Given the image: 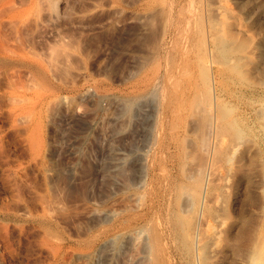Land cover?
Returning <instances> with one entry per match:
<instances>
[{
	"label": "rangeland",
	"instance_id": "1",
	"mask_svg": "<svg viewBox=\"0 0 264 264\" xmlns=\"http://www.w3.org/2000/svg\"><path fill=\"white\" fill-rule=\"evenodd\" d=\"M4 52L0 264H264V0H0Z\"/></svg>",
	"mask_w": 264,
	"mask_h": 264
},
{
	"label": "bare ground",
	"instance_id": "2",
	"mask_svg": "<svg viewBox=\"0 0 264 264\" xmlns=\"http://www.w3.org/2000/svg\"><path fill=\"white\" fill-rule=\"evenodd\" d=\"M15 13H16V12H15ZM15 15H16V14H14V16H15ZM19 15H20V13H19ZM11 54H12V53H9V52H8V53H5V52H4L3 54L0 55V67H1V66H9V65H11V64L13 63L12 59L8 56V55H10V56L13 57V55H11ZM136 97H138V96H136ZM131 99H132V98H131ZM136 99H137V98H135L133 101H135ZM127 100H129V99H127ZM129 101H131V100H129ZM130 103H132V102H130ZM134 103H135V102H134ZM132 105H133V104H132ZM128 106H129V105H128ZM130 106H131V105H130ZM129 109H130V108H129ZM203 181H204V183H205V179H204ZM204 183H203V184H204ZM182 186H183V185H182ZM182 188H183V187H182ZM184 188L186 189V187H184ZM178 189H179V188H178ZM185 189L182 190V189L180 188V190H182V193L186 191ZM205 190H206V189H205ZM200 191H201V190H200ZM202 191H203V190H202ZM178 192H179V190H178ZM180 192H181V191H180ZM196 194H198V196L200 197V199H199V203H198V206L201 207L200 210L197 208V211L199 210V214H198V216H197V214H196V217H198V219H200V218H201L200 216H202V219H203V217H204L203 215H204V214H203V208H202V207L204 206V204H205L204 202L206 201L207 198H206V195H203V194H202V192H200V193H199V192H198V193L196 192ZM181 195H182V194H181ZM147 196H150V195H147ZM178 197H181V196L178 195ZM142 200H144V199H142ZM142 202H143V201H142ZM161 202H162V201H161ZM177 202H178V201H177ZM177 202H176V203H177ZM148 203H150V202H148ZM176 203L174 204V206L176 205ZM179 204H180V203H179ZM179 204H177V205H179ZM180 205H181V204H180ZM161 207H162V206H161ZM164 207H165V206H164ZM164 207H163V208H164ZM176 207H177V206H176ZM179 207H180V206H179ZM158 209H159V208H158ZM166 209H167V208H166ZM175 209H176V208H175ZM125 210H126V209H125ZM129 210H130V209H129ZM131 210H132V209H131ZM150 210H151V209H150ZM152 211H154V210H152ZM157 211H161V209H160V210H157ZM167 211H168V209H167ZM148 212H149V211H148ZM150 212H151V211H150ZM163 212H164V211H163ZM163 212H162V213L160 212V213H161V214H164ZM128 213H129V212H128ZM133 213L135 214V212H133ZM136 213H139V212H136ZM145 213H147V212H144L143 214H135V215L131 214L132 216H131V215L128 216V218L125 219L123 222L126 221V222H128L129 224H131V222H133V221H136V220H138V219H139V220L142 219V216H143ZM154 213L157 214L156 211H154ZM197 213H198V212H197ZM126 214H127V212H126ZM129 214H130V213H129ZM165 214H166V212H165ZM202 214H203V215H202ZM147 215H148V214H147ZM158 215H159V213H158ZM166 215H167V214H166ZM152 216H153V215H152ZM199 217H200V218H199ZM151 218H152V217H151ZM161 218H162V217H161ZM165 218H167V217L165 216ZM122 219H124V218H122ZM153 219H154V218H153ZM132 220H133V221H132ZM139 220H138V221H139ZM144 220H145V219H144ZM144 220H143V221H144ZM163 220H164V219H162V221H163ZM165 220H167V219H165ZM200 220H201V219H200ZM145 221H146V220H145ZM159 221H160V220H159ZM167 221H168V220H167ZM196 221H197V220H196ZM117 222H118V220H117ZM141 222H142V220H141ZM119 223L122 224V222H119ZM161 223H162V222H161ZM166 223H168V222H166ZM166 223H164V224H166ZM205 223H206V224H205L204 226L207 225L206 227L211 228L210 226H208V224H207L208 222H205ZM121 224H120V225H121ZM124 224H125V223H124ZM162 224H163V223H162ZM162 224H161V225H162ZM120 225H119V226H120ZM166 225H167V224H166ZM166 225H165V226H166ZM199 225H200V223H199ZM199 225H198V226H199ZM125 226H126V225H125ZM167 226H168V225H167ZM167 226H166V227H167ZM200 226H201V225H200ZM122 227H123V226H122ZM129 227H130V225H129ZM129 227H128V228H129ZM134 227H135V225H134ZM196 227H197V226H196ZM212 227H213V226H212ZM119 228H120V227H119ZM135 228H136V227H135ZM163 228H164V227H163ZM194 228H195V227H194ZM209 228H206V229H205V228H201V230H202V229H205L204 232L206 233V232H207V229H209ZM131 229H132V227H131ZM155 229H158V231H154V230H152V231L154 232V233L152 232V234H153V235L151 234V235H152V240H150V241H152V242H151L152 245L149 244L148 247H149V250L154 248L156 251H153V250H152V251H153V254H154V256H152V257H154V260H153L152 257H151V258H150V259H151L150 261H152V262L155 261V262H154L155 264H173V261H174V260H171V259H170V255H172V252H173L174 250H176V248H175L174 250H171V249H170L172 252H171L169 249H165L166 247H168V245H169L168 243H166L167 246H165V247L163 248V247H162L163 242L161 243V241H159V240H162L161 238H163V236H164V235H162V232L164 233L165 231H162V230H161V231H162V232H161V231H159V228H155ZM161 229H162V227H161ZM195 229H196V228H195ZM127 230H128V229H127ZM127 230H126V231H127ZM198 230H200V229L198 228V229L194 232V238H193V240H194V244H195V249H197V250H204V249H206L207 251H210V250L215 251V250H216L215 248H214L215 250H214V249H211L210 242L208 243V242L205 240L206 237L209 239V235H208V236L205 235V236H206V237H205L204 234H203L204 232H201V234H200V231H201V230H200V231H198ZM101 231H102V230H101ZM121 231H122V230H121ZM170 231H171V230H170ZM193 231H194V230H193ZM122 232H123V231H122ZM97 233H98V232H97ZM104 233H105V232H104ZM104 233H103V234H104ZM167 233H168V232H167ZM169 233H170V232H169ZM207 233H208V232H207ZM214 233H215V232H214ZM214 233H213L212 235H214ZM93 234H94V233H93ZM101 234H102V233H101ZM165 234H166V233H165ZM209 234H210V233H209ZM94 235H95V234H94ZM97 235H98V234H97ZM167 235H168V234H167ZM101 236H102V235H101ZM210 236H211V235H210ZM97 237H98V236H97ZM165 237H166V235H165ZM212 237H214V236H212ZM216 237H217V236H216V234H215V238H216ZM90 238H91V236H90ZM90 238H88V239H90ZM91 239H93V238H91ZM91 239H90V240H91ZM94 239H96V238H94ZM94 239H93V240H94ZM212 239H213V241H214V238H212ZM168 240H169V238H168ZM86 241H87V240H86ZM157 241H159L158 243H161V247H160L159 244L157 245ZM91 242H92V241H91ZM91 242H90V243H91ZM153 243H154V244H153ZM214 243H215V242H214ZM158 246H159V247H158ZM155 247H156V248H155ZM172 247H173V246H172ZM172 247H171V248H172ZM158 248H161V251H162V249H164V250L161 252L160 249H158ZM150 251H151V250H150ZM207 251H206V252H207ZM218 251H219V250H218ZM218 251H216V252L218 253ZM174 252H175V251H174ZM195 252H197V251H195ZM200 252H202V251H200ZM216 252H215V253H216ZM217 253H216V254H217ZM216 254H215V255H216ZM176 255H177V254H176ZM81 256H82V255H81ZM85 256H86V255H85ZM150 256H151V255H150ZM172 257H173V256H172ZM198 257H200V255H199ZM172 259H174V258H172ZM152 262H151V264H152ZM174 263H175V262H174ZM177 263H178V262H177Z\"/></svg>",
	"mask_w": 264,
	"mask_h": 264
}]
</instances>
